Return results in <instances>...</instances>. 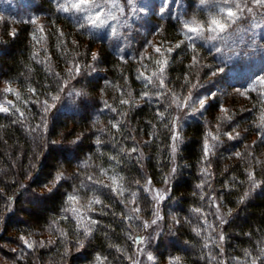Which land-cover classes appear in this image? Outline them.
Listing matches in <instances>:
<instances>
[{"label": "trees", "instance_id": "obj_1", "mask_svg": "<svg viewBox=\"0 0 264 264\" xmlns=\"http://www.w3.org/2000/svg\"><path fill=\"white\" fill-rule=\"evenodd\" d=\"M183 2L188 18H202L191 0ZM30 8L25 19L3 14L0 22V104H14L0 112V254L15 264H134L153 213L146 184L169 179L154 244L159 263L223 264L226 250L264 264V87L215 93L203 114L181 124L178 102L213 91L220 59L207 43L189 46L179 17L153 21L164 56L150 48L144 28L121 56L111 38L80 28L52 0ZM162 59L164 87L157 77L151 84L139 78L158 72ZM219 65L226 76L229 67ZM209 133L216 139L206 154ZM114 175L122 193L111 187ZM72 194L100 201L90 230L74 218ZM218 205L228 213L223 226Z\"/></svg>", "mask_w": 264, "mask_h": 264}, {"label": "rangeland", "instance_id": "obj_2", "mask_svg": "<svg viewBox=\"0 0 264 264\" xmlns=\"http://www.w3.org/2000/svg\"><path fill=\"white\" fill-rule=\"evenodd\" d=\"M38 0H0V22L4 21L3 14L11 15L14 17H22V19L27 18L31 10V6L35 4ZM55 4L60 3V0H52ZM121 8L123 9L122 13H117L120 16L121 20H126L127 27L120 28L117 25L119 35H112L108 29H103L96 31L99 35H105L111 38L113 48L121 55L128 56L130 51V40L135 37V34L141 30L145 29L147 33V38L149 40L150 48L155 50L157 47L154 39L155 29L153 28V21L155 16H161L166 14H173L176 17H179L182 21L188 17L185 15V3L183 0H119ZM140 9L141 11L133 13L132 8ZM28 13V14H27ZM247 17L248 14L245 13ZM17 21V20H14ZM257 23L258 26L252 28L253 23ZM39 25H42V22H39ZM147 26V28H145ZM151 26V27H150ZM240 29L238 34L230 36L225 41H213V42H204L212 47L215 51V54L219 57L217 64L218 66L214 67L212 72L213 78L211 79L216 87H213V91L208 89L205 92L198 94H192L185 97L182 102L187 101L185 106H181L182 110L178 112L180 114L181 124L190 119L191 117H199L203 114L204 108L208 103L209 99L215 94L224 95V93H230L229 96L233 94L244 95L256 86H259L257 81L260 76H264V17L257 14L255 19L246 18L237 22V25L234 26V29ZM185 37V36H184ZM241 37L243 42H241ZM254 38V47L249 46L253 43ZM215 45V47L213 46ZM219 48V51H217ZM224 63L229 67L228 73L226 76H220L223 68L219 64ZM216 73V74H213ZM224 74V73H223ZM215 75V76H214ZM209 83V84H210ZM264 87V86H262ZM210 88V87H209ZM190 97V99H189ZM200 99L205 100L204 107L201 108L198 101ZM7 101H10L9 98H6ZM7 107L5 102L1 103ZM178 132L175 133V137L178 138ZM214 136V135H212ZM212 136L211 141L207 144L212 146ZM177 141L174 144V152L176 154L177 149L181 143V139H176ZM62 176V174L58 175ZM169 179L165 181L162 185H157L153 183L146 184V190L149 193V196L152 200L153 213L149 219L143 221L144 224V233L137 243V248L134 256V264H161L158 261L157 255L154 252V244L157 242L159 234L162 232L164 227V217H163V208L166 197L169 194ZM56 183V182H55ZM159 192L163 195V199H159L156 193ZM76 196V195H71ZM78 200L72 202V209H79V212L72 210L74 218L82 225L84 230H90L89 226L92 225L94 217L92 214L94 212V207L91 201L93 199H84L77 196ZM92 205V207L90 206ZM90 206V207H89ZM218 220L223 226L227 219L228 213L220 205L216 209ZM155 221V223H153ZM8 246V245H7ZM151 256L152 259L149 260L148 257ZM223 264H246L243 259H239L235 255H229L226 253V250L222 251ZM172 260L167 261V264H171ZM0 264H15L13 260L4 257L0 254ZM88 264H104V261L99 260L96 262Z\"/></svg>", "mask_w": 264, "mask_h": 264}, {"label": "snow or ice", "instance_id": "obj_3", "mask_svg": "<svg viewBox=\"0 0 264 264\" xmlns=\"http://www.w3.org/2000/svg\"><path fill=\"white\" fill-rule=\"evenodd\" d=\"M195 6L201 13H203L202 18L197 15H192L187 19L182 21V32L185 36L186 40L190 42L189 46L195 49L196 41H204V42H213V41H225L230 36L238 34L240 29H234V26L237 25V22L246 18H253L259 14L264 17V0H191L189 7ZM58 10L63 13H68L72 17H74L80 28H86L90 32H96L103 29H108L112 35H119L117 25L120 28L127 27L126 20L122 21L120 16L117 13H122L123 9L119 3V0H60L58 4ZM133 13H137L141 11L140 9L132 8ZM245 13L248 16H245ZM257 23H253L251 25L252 28L257 27ZM42 31V29H41ZM62 35V34H61ZM241 42L243 39L241 37ZM215 47V45H213ZM249 46L254 45L253 43ZM179 47V45H177ZM168 53L172 52V48H167L165 50ZM219 51V48H217ZM155 52L164 56V53L161 51V48L156 47ZM96 56H93L95 59ZM143 59V57H142ZM194 59V63L198 61ZM158 65V72L152 73L151 75L144 76L141 74L139 78L147 81L149 84L153 82V77L158 78V83L160 87H164V80L160 77L163 76L165 67L167 65V59L158 60L155 62ZM79 69L77 68V71ZM259 86H264V76H260L257 81ZM5 91L12 93L15 90L11 87L5 89ZM34 91V90H32ZM17 99H19V93H16ZM145 96L147 93L144 94ZM190 99V97H189ZM8 105L14 104L12 101H6ZM122 104H133L134 101L132 99L121 100ZM187 101L178 102L177 106H185ZM200 107L203 108L205 104L204 99H200L198 101ZM106 107H111L110 105H106ZM10 111L9 107L4 106V104H0V112L8 113ZM227 113V109L223 110ZM163 117V114H160ZM23 116V113H21ZM231 117L225 116V119H230ZM260 126H264V112H261L260 115ZM113 127H118V125H113ZM211 136V133H209ZM173 139H178L177 137H173ZM212 139L215 140L216 137L212 136ZM135 151V149H132ZM174 150V149H173ZM210 150V146L205 144V153L207 154ZM237 155H240L239 153ZM207 158V156H206ZM206 171V170H205ZM251 178V174H250ZM57 180L61 179L60 176H57ZM91 179V178H90ZM112 184L111 187L113 190H117L122 193L124 191L123 185L120 183L122 178H118L117 176L110 177ZM150 183V181H149ZM255 186V182H254ZM134 195V194H133ZM159 199H163V195L159 192L156 193ZM248 194L245 193V197ZM71 202H75L78 200L77 196L69 197ZM92 204H98L100 201L98 199H94L91 201ZM75 212H79V209H72ZM135 211H139V209H135ZM196 212H200V209H196ZM155 223V221H153ZM211 227V225H210ZM221 239L223 237L221 236ZM24 243L29 247H33V243L25 240ZM250 255V254H249ZM149 260L152 259L151 256L148 257ZM179 257L173 258L171 264H179ZM251 264H257V260L253 259Z\"/></svg>", "mask_w": 264, "mask_h": 264}]
</instances>
